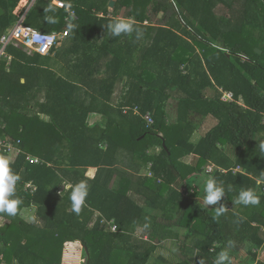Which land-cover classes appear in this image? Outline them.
Returning a JSON list of instances; mask_svg holds the SVG:
<instances>
[{"label":"trees","instance_id":"1","mask_svg":"<svg viewBox=\"0 0 264 264\" xmlns=\"http://www.w3.org/2000/svg\"><path fill=\"white\" fill-rule=\"evenodd\" d=\"M19 1L0 0L4 9L0 35L19 20L21 15L14 13ZM62 1L64 8L53 0H35L25 12L24 23L44 32L69 28L67 39L48 55L29 54L10 45V65L7 68L6 61L0 65V95L6 101L0 106L5 120L0 136L20 140L23 152L10 164L20 177L17 184L37 185L34 194L18 189L15 197L26 205L35 204L42 222L27 224L17 215L0 213L10 220L0 227L3 259L8 264H62L65 244L78 241L88 249V264H117V250L127 254L124 264H200L201 259L214 264L226 247L229 231L236 241L262 245L264 152L259 143L264 142V0H233L241 3L238 8L227 0H116L113 8L112 0ZM151 2L153 15L162 13L164 20L145 25ZM220 2L230 5L229 17L218 18L215 7ZM119 7L130 8L129 15L142 31L140 39L135 32L109 36L106 25L118 17L109 13ZM69 10L78 15L71 25L65 21ZM47 17L57 22L49 23ZM137 51L140 56L134 59ZM72 67L75 74L68 72ZM120 83L124 95L115 108L113 96ZM80 87L86 89L84 93ZM207 87L232 91L235 101H223L220 91L207 98L202 92ZM39 93L44 101L33 106L32 98ZM170 97L179 100L178 123L173 125L166 124L163 108ZM240 97L244 105L238 102ZM148 112L152 124L144 119ZM192 112L218 119L217 126L197 143L191 142L194 124L188 117ZM93 113L108 116L107 125L91 126ZM181 153L198 155L197 165L181 164ZM29 155L42 161L31 162ZM210 162L217 167L213 177L236 207L225 209L219 217L216 208H205L195 193L173 186L179 177L200 173ZM131 164L137 167L134 172L127 169ZM144 165L152 176L140 174ZM89 167L98 168L92 179L86 176ZM238 167L242 171L235 170ZM116 174L118 185L110 187ZM67 181L89 185L79 214L68 210L70 189L62 191ZM229 185L233 188L227 190ZM248 188L260 196V203L234 204L239 190ZM148 207L159 211L162 219L143 230L149 241L117 249L121 232L141 222ZM95 211L113 219L119 231L101 227V218L90 230ZM170 224L186 227L196 238L194 245L180 262L163 255L152 260L158 248L152 241L179 237L166 227Z\"/></svg>","mask_w":264,"mask_h":264},{"label":"crops","instance_id":"2","mask_svg":"<svg viewBox=\"0 0 264 264\" xmlns=\"http://www.w3.org/2000/svg\"><path fill=\"white\" fill-rule=\"evenodd\" d=\"M116 1V0H114ZM233 0H227L229 4L235 5V7H240L241 3L243 0H239V2H236L235 4L232 3ZM54 3V2H53ZM227 3V4H228ZM33 5V2L31 0H20L14 13L17 15H20L21 13H25L31 6ZM115 6V3L113 6H110L113 8ZM154 7V3L151 2L147 5L146 11L150 15V18H148L144 24L145 25H150L155 24L152 20V9ZM129 7H119L118 10L116 11H110L109 16H118L120 18H126V19H131L132 21L134 20V17L129 15ZM4 10V9H3ZM230 5H225V3H218L215 7V12L218 16V18L223 19L225 17L230 16ZM101 14V13H100ZM161 15L162 13L158 14ZM78 16V15H77ZM78 19V18H77ZM75 19V20H77ZM56 50V49H55ZM52 53V52H51ZM140 56V52H136L134 54V59H138ZM71 74H75V70L72 67L71 69L68 70ZM21 82H25V78H21ZM79 91L81 90L83 93L85 92L84 87H80L78 89ZM124 87L123 84L120 83L118 87L116 88V91L113 96V107L117 108L121 102H122V96L124 95ZM217 91H220L222 94L223 90L222 88H216V87H207L206 89H203V94L207 98H213ZM1 93V92H0ZM33 100L31 103L33 106H37L38 102H43L44 101V94L39 93V96L37 98H32ZM0 106H4L6 104V101L2 99V96L0 95ZM21 104H24L22 102ZM241 105H244V102L240 103ZM178 106H179V100L175 97H170L167 100H165L163 108L166 113V124L167 125H173L178 123ZM116 110V109H115ZM129 107L125 108V112H128ZM115 115H113V118H116V112H114ZM43 118L49 119L48 116L42 115ZM189 121H191L194 124V131L191 137V142L197 143L202 137H204L210 130H212L214 127L217 126L218 124V119L213 116V115H202L196 112H192L189 114L188 117ZM109 118L108 116L100 113H93L89 117V124L91 126L94 125H100L102 127H105L107 125ZM5 126V120L0 116V127ZM159 151V149H156ZM0 155H4L10 159V161H14L15 158L17 157L18 153L12 152V153H1ZM32 156V155H30ZM37 157V156H34ZM56 159H61L60 157ZM178 160L181 164L189 165L195 167L199 161V156L190 153V154H183L181 153L178 157ZM138 163V161H136ZM66 162L59 163L60 167L63 168L65 166ZM150 167V164H149ZM210 167H213L214 170L209 172L208 169ZM216 166L213 163H207L202 166V171L200 173H195L193 175H190L186 179L178 178L176 182L173 184L174 188L182 191L183 193L191 192L196 194V199L202 203L203 201V189L201 186V179L202 178H207L209 176L213 177V174L216 170ZM129 171L134 172V170H137L136 166H133L131 164L130 166L127 167ZM98 168L97 167H89L86 172V176L89 178H94L97 174ZM242 171V170H239ZM151 172V170L148 168V166H143L141 169L140 174H148ZM223 172H226V170H223ZM118 176L117 174L113 177L110 187L118 185ZM29 182V181H28ZM67 184H72L69 181H67ZM218 184L221 186V183L218 182ZM20 185H16V193L19 192L18 189H22L23 191H26L24 189V185L18 187ZM67 187L62 188L65 189ZM263 192V190H262ZM132 197H134L138 202L144 203L143 199L134 193V191H130L129 193ZM58 196V195H57ZM61 196V195H59ZM223 203V204H221ZM219 206H224L225 209L229 210H235L236 207L235 205H232L228 200L227 196L224 195L220 201L217 202L216 205H210L209 207H219ZM68 210L71 212V204L68 205ZM147 215L143 218V220L139 223H135L132 225L129 229V231H122L121 233L123 234L121 237H118L116 239V248L121 245H125L126 243L128 244H136L140 243L142 241H149L147 240V236H143V230H150L151 228H154V224L156 222H162V219L159 217L160 212L156 211L152 208H147L146 209ZM17 216L23 220L27 224H32L33 222H37L38 224L42 223L41 219L38 215V209L35 204L31 205H26L22 203L18 210ZM32 216H35V220L33 221L31 219ZM98 218H101L100 225L101 227H104L106 230L111 231V232H118L119 229L116 227V224L113 219L107 220L99 211H95V214L93 218L91 219V222L89 223V229L92 230V228L95 226ZM10 223L9 219H6L5 217L0 215V227L2 226H7ZM167 228H171L174 232L179 234L178 238H169L165 239L163 241H152L153 243L157 244V252L152 255V260L155 259L157 255H163L164 257L168 258L169 260L173 262H180L184 259L187 258L185 255V252L188 251L189 249H192L194 242L196 240L194 235H189L188 230L186 227L179 226L176 224H170V226H166ZM169 230V229H168ZM260 233V238L264 240V226H262V229L259 231ZM229 239L226 244V247L224 249H227L229 251L232 264H264V241L262 245L257 246L254 244L252 241L246 239L244 242L236 241L233 239L232 235L233 232L229 231ZM141 240V241H140ZM231 242V244H230ZM221 243H219L220 245ZM120 249V248H117ZM223 249V250H224ZM117 256L115 258V261L117 264H124L127 260V254L122 251V250H117ZM3 256V255H2ZM88 259H89V252L87 247L83 246L80 242L78 241H70L65 244V248L63 251V257H62V264H88ZM195 264V263H192Z\"/></svg>","mask_w":264,"mask_h":264},{"label":"clouds","instance_id":"3","mask_svg":"<svg viewBox=\"0 0 264 264\" xmlns=\"http://www.w3.org/2000/svg\"><path fill=\"white\" fill-rule=\"evenodd\" d=\"M50 10L54 11V9ZM47 19L49 23L57 22L52 17H47ZM106 28L111 37H119L122 34L131 36L134 32L136 39H140L142 36L141 29L136 26L131 19L115 17L110 20ZM259 147L261 151L264 152V142H260ZM10 164L11 161L8 157L0 155V213L7 214L8 216H16L23 201L15 197L16 185L20 177L12 171ZM200 183L203 189L202 204L205 208L210 205H216L225 194V188L220 186L214 177L209 176L207 178H202ZM62 185L70 189L69 200L71 201L72 211L79 214L88 196V183L86 181H80L75 185ZM232 188L233 186L229 185L227 190ZM259 203L260 196L251 188L240 189L237 199L234 200V204H241L244 206L258 205ZM224 211V206L217 207L216 216L219 217ZM31 219L34 221L35 216H32ZM200 264H205V261L201 259ZM214 264H232L229 251L227 249L221 250L216 255Z\"/></svg>","mask_w":264,"mask_h":264},{"label":"built area","instance_id":"4","mask_svg":"<svg viewBox=\"0 0 264 264\" xmlns=\"http://www.w3.org/2000/svg\"><path fill=\"white\" fill-rule=\"evenodd\" d=\"M35 0L31 2L34 3ZM54 4L60 8H64L65 2L62 0H53ZM70 15L65 19L68 25L73 23V20L77 19L78 16L74 10H69ZM19 20L15 23L13 27L7 29L3 34L0 35V65L3 61H6L7 68L11 62V55L8 53V47L10 45L21 47L23 50L28 52L29 54H41L48 55L51 53L53 48L59 46L63 41L67 39L70 34L69 28H63L61 30L52 31V32H44L38 30L30 25L24 23L25 13L20 14ZM100 15H103L102 13ZM221 99L225 102L235 101V95L232 91H223ZM239 103L243 102V99L240 97L238 99ZM138 106L135 107L136 111L138 110ZM144 119L148 124H152L154 122L152 114L148 112L144 115ZM264 122V118H263ZM20 140L14 141L9 138L0 136V152L1 153H20L23 152L21 147L19 146ZM28 160L34 163H40L42 160L39 157L28 156ZM214 168L210 167L208 169L209 172L213 171ZM235 170H242L240 167ZM149 176H152V172H149ZM24 189L31 194H34L37 190V185L33 181L23 183ZM264 192V187H263ZM0 264H8L3 256L0 255Z\"/></svg>","mask_w":264,"mask_h":264},{"label":"rangeland","instance_id":"5","mask_svg":"<svg viewBox=\"0 0 264 264\" xmlns=\"http://www.w3.org/2000/svg\"><path fill=\"white\" fill-rule=\"evenodd\" d=\"M31 1H32V0H31ZM152 20H153L154 22H156V23H159V22L163 21L164 19H162L161 15H157V16L153 15V16H152ZM221 204H223V203H221Z\"/></svg>","mask_w":264,"mask_h":264},{"label":"water","instance_id":"6","mask_svg":"<svg viewBox=\"0 0 264 264\" xmlns=\"http://www.w3.org/2000/svg\"><path fill=\"white\" fill-rule=\"evenodd\" d=\"M114 3H115V1L114 0H112L111 2H110V6H113L114 5ZM4 13V10H3V8H0V14H3ZM55 49L56 48H53L52 50H51V52L53 53L54 51H55ZM257 51H261L260 49H256Z\"/></svg>","mask_w":264,"mask_h":264}]
</instances>
